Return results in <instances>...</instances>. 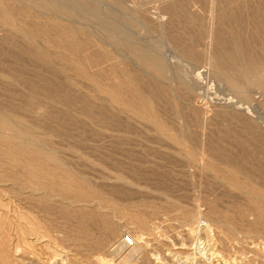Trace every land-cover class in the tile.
<instances>
[{
    "label": "rangeland",
    "instance_id": "1",
    "mask_svg": "<svg viewBox=\"0 0 264 264\" xmlns=\"http://www.w3.org/2000/svg\"><path fill=\"white\" fill-rule=\"evenodd\" d=\"M53 1L52 7L54 6V10L38 12L40 18H32L33 20L31 19L30 22L37 28H40L44 22H47L48 25L51 22L53 25L58 20L65 24H69L68 22L71 21L81 25L85 29V35H79V40L85 37L92 43V46L89 43L92 48L88 45L89 53L87 55L97 56L101 49L105 50L106 53L111 51L108 53L109 58L107 61L102 60L97 64V68L92 66L90 71L103 68L105 72L103 71L104 76H102L103 78L101 77V80L107 82H103L104 84L111 83L113 74L108 70L107 64L118 62L116 64L119 65L122 59L119 67L125 68L134 76L136 74L137 84L143 93L156 94L152 99V103L158 115L168 122L167 124L172 127V132L180 135L186 141L190 140L189 142H191L197 158L196 161L189 162L184 154L178 153V146L167 138L155 133L149 124H144V122L128 114L116 111L117 109L111 106L106 98L96 96L90 84L77 77L73 71L67 70L64 73L59 71L58 62H52L49 65L40 64L27 54L28 46L20 36L16 34L6 35L5 31L0 28V76L5 75L0 77V112L14 111L12 112L14 115L17 114L16 116L24 118L30 125H34L33 127L37 131L40 129L44 134L47 132L46 135L51 133L52 135H48V138H50L48 139L49 142L45 143L44 146L53 157L55 156L56 159L70 168L73 173L76 172L75 174L83 178L88 184L90 183L89 185L100 187L106 194H113L114 191L118 190L127 192L128 195L124 196L121 194L122 196H116V201L119 204L132 202L131 205L134 207L137 205L147 217V227L140 230L125 218L117 216L116 213V215L111 213L112 222L114 224L117 223V226L114 225L115 233L106 240L108 243L105 242L102 249L98 251L92 249L93 252L90 249L82 256H78L82 261L81 264H264V235L258 237L252 234L247 235L236 222L230 223L233 229L231 237H228V234L222 231L221 226L224 224L221 225L217 221H209L212 228L209 234L211 235L209 236L210 238L205 237L204 234L197 230H192L198 219L201 225L206 223L205 213L209 203H214L218 210L226 211L229 208L228 205L233 204V200H236V202L238 200L239 202L240 199L242 202V195L230 189V184L223 178V175L218 172L210 173L202 165L203 159L207 157L208 146L217 142L222 147L227 148L229 146L230 148L232 146L230 143L236 142L235 140L243 123L240 121V124L237 123L238 121L233 118L235 113L242 115L249 122H256L255 125L259 127L258 129H261L259 122L264 123V88L261 90L260 88L247 87L246 90L248 92L246 91V94L238 92V90L225 84L224 79L221 76L220 79L213 69L210 72L207 65L204 66L203 64L202 56L205 54V49L207 47L209 49L213 44L216 37V29L218 28V24L213 23L211 18H214V22H216L217 20L215 21V19L218 17V13H229L228 4H225L226 7L221 10L217 7L218 5H215L214 0H206L207 2L205 0H181L187 6V13L195 21L188 23L182 15L171 17L163 10L170 2L180 0H91L92 2L89 0L92 4L97 5L100 13L105 18L104 22H98L92 18L88 19L79 10L72 9L70 13H66L64 10L68 6L67 0ZM57 1L59 4L61 2V6L58 5ZM238 1L241 4L244 3V0ZM256 2L261 3L262 0H256ZM210 4L211 6H209ZM56 5L58 6L57 8ZM59 8H62V11L56 10ZM76 11L78 14H76ZM212 13H215L214 16ZM108 14L111 15L109 16ZM49 17L51 18L49 19ZM140 18L142 20L145 19V24ZM249 18L244 19V25H246V31L250 33L251 29L253 30V23ZM129 20L133 23L128 22ZM137 21H141L140 25ZM96 22L97 25L99 24L98 26ZM146 24L147 26H145ZM202 24L204 25L202 26ZM189 25L190 27L188 28ZM231 26L229 25L228 32L227 29L225 30L227 27L222 26L223 32L226 34L225 39L231 37L230 33L235 30ZM99 27H103L105 30L108 27L107 32L102 31L104 30L103 28H100V31ZM152 27L153 29H151ZM183 27L187 29L184 35L186 37L190 36L193 42L195 40V43L188 42V45L186 43L180 45V43L172 41L170 31H180ZM112 28L113 30H111ZM148 29L152 31L150 35L148 34ZM115 30L119 31L116 32ZM208 30L210 31L208 32ZM145 32L149 36H146ZM188 32H190L189 35ZM115 35L119 38H116ZM128 35L132 38L133 44L148 47L158 53L164 61L165 66L163 69L165 70L155 67L148 59H139L141 62L138 59L136 60L130 54L131 51L125 41H123ZM8 37L9 39H7ZM107 39L110 40L108 41ZM36 40L39 47L45 45L43 38L37 37ZM192 44H194L193 47H195L194 49L198 55L201 56L198 61L191 59L188 55L186 57V53L181 51V47H188ZM105 47L110 50L108 48L105 49ZM211 47L214 48V44ZM16 52L17 54H15ZM114 52L115 57L118 56L117 58L114 57ZM142 60H145L143 65H141ZM123 61L126 62L124 63ZM137 61L138 63H136ZM100 64H102L101 67L106 64V69L104 68L105 66L101 68ZM145 64L146 66H144ZM148 64L150 65L149 67ZM159 74L161 76L158 77ZM7 77H9L10 83ZM11 78L14 79L11 80ZM108 78L112 80L109 82ZM175 78L177 81L181 79L182 82L179 81L180 83H177ZM138 81L141 82L140 85ZM27 85L28 88L32 86L35 92L30 93ZM163 89L167 91V94L163 92ZM161 93H164V95ZM187 93L191 95L188 96ZM242 93L246 97L242 96ZM67 98L69 100L66 101ZM165 101L167 102L166 104ZM91 111L96 112L95 114L97 115L99 114V118H96L97 115L96 117L92 116L90 114ZM110 115L113 116V119H111ZM231 115L233 116L231 117ZM249 118L251 119L249 120ZM102 121L105 122L103 123ZM38 132L40 133V131ZM196 137L199 140L201 139V143L197 141ZM247 139L248 143L251 144L252 142V144H255H253L255 147L252 148L255 151L253 157H260L261 154L258 151H264L262 141H259L260 139H252L249 135ZM257 148L258 151H256ZM213 173L217 175L213 176ZM172 200L177 204L179 203L178 207L180 209L182 207L188 209L187 211H190L191 215L182 218L178 216L176 208L170 209L167 206L168 202ZM146 202L155 206L153 212H149ZM97 203V201H91L87 205L95 209V211L98 209L99 214L100 212L103 214L104 210L106 213L108 212L107 208L97 205ZM166 209L169 210L166 211ZM147 210L148 212L146 213ZM184 218L185 221L183 220ZM250 218L251 216L249 217V222ZM89 226L91 227L92 223H89ZM92 230L93 234L102 235L99 230ZM123 234L130 235L134 240V245L129 249H125L121 245V236ZM196 237H199L200 240L198 241ZM201 241H203L202 244L200 243ZM116 243H120V246L113 250V247L117 245ZM63 244L61 243V248L59 249L61 252H57L61 253L60 255H55L57 257L48 256V259L52 260L49 263L63 264L65 260H71V263L65 261L66 263L64 264H72V262L76 264L77 262L73 261L75 257L71 251H67V245ZM261 246L263 249H261ZM62 247H67V249H62ZM23 250L26 252V249ZM117 250L118 252H116ZM47 255L48 251L44 256L47 257ZM44 256H41V262L43 260L47 262H43V264H49L46 258L44 260ZM59 256L62 260L60 262ZM72 256L74 257L73 259L71 258ZM125 257L127 258L126 262H124ZM54 259L58 261L56 262ZM35 263L42 264L38 260H35L33 264Z\"/></svg>",
    "mask_w": 264,
    "mask_h": 264
},
{
    "label": "bare ground",
    "instance_id": "2",
    "mask_svg": "<svg viewBox=\"0 0 264 264\" xmlns=\"http://www.w3.org/2000/svg\"><path fill=\"white\" fill-rule=\"evenodd\" d=\"M90 1L67 0L68 6L66 5L67 7L64 11L66 13H70L72 9L79 10L85 15V17H88V19L92 18L98 22H104L105 18L100 13L97 5L92 4L91 3L92 1L91 2ZM53 2H54L53 0H0V28H2L5 31L6 35L16 34L20 36L28 46L26 50L27 54L30 57L37 60L40 64L49 65L52 62H58L57 64L59 65V71L63 73L66 72L67 70L73 71L77 77L87 81L90 84L92 91L96 96H103L104 98H106L108 103L117 109L116 111H119L120 113L123 112L125 114H128L129 116L144 122V124L145 123L149 124L155 133L159 134L161 137L163 136L167 138L173 144L178 146L179 148L178 153L182 155L184 154L189 162L196 161L197 158L195 157V150L191 142H189L190 137L189 139H187L189 141H186L185 139H182L180 135H177L176 133L172 132L171 130L172 127L169 126V124H167L168 122L163 120V118H161L160 115H158L156 108L152 103V99L153 97L156 96V94L153 93L145 94L146 92L143 93L140 90L136 81L137 78H135L136 74L134 76L125 68L119 67L120 63H122L121 62L122 59L119 62V65L116 64L118 62L116 63L110 62L107 64L109 68L108 70H110L111 73L113 74V76L111 77L113 78V80L108 78V81L110 82V80H112V82L108 84H104L106 81L101 80L103 78L102 76H104L103 75L104 69L102 67L105 66L104 68L106 69V64L102 67H101L102 64L99 65L103 70L97 69L96 71H90V68L92 66H96L97 68V64L102 60L107 61V59L109 58L108 53H110L111 51L110 52L107 51L106 53L105 50H102L100 48L101 51L99 52L98 55L96 54L97 56L87 55L89 53L88 47L90 46V44L92 46V43H90V41L87 40L85 37L79 40L78 38L79 35H83V36L85 35V29L81 25L75 24L74 22L71 21L68 22L69 24H65L61 20L60 22L58 20V22L53 23V25L51 24V22L49 25L47 22H44L40 28H37L34 24L30 22L32 18L35 17L40 18L38 12H47L50 10H54L53 9L54 6L52 7ZM214 2L215 5H218L217 7H219V9L221 10L226 7L225 4H228L230 11L228 10L229 13H218V17H216L217 15L216 14L215 15L216 17L215 21L217 20L216 22H214V18H211L212 15L210 16V18L213 19L212 20L213 23H215L216 25L218 24V28L215 26V28L217 29L215 34L216 37L213 41L214 48L211 47L213 46L212 44L210 46L211 49L209 48L210 50L207 47L205 49V54L203 52L204 56H202V60H204L203 63L204 66L207 65V67L210 69V72L211 69H213L215 73L218 74L219 77L221 76L224 79L225 84H227L231 88L238 90V92H244L246 94V91L248 92V90H246L247 87H252V88L254 87L256 89L260 88L262 90L264 88V0H262L261 3L260 2L257 3L256 0H244L243 4H241L238 0H214ZM58 5L61 6V2L60 4L58 2ZM209 6H211V4ZM57 7L58 6L56 5V8ZM186 7L187 6H185V3L182 2L181 0L172 1L163 10L164 12H167L171 17L182 15L185 21L191 23L192 21H194V19L192 16H190L187 13ZM56 10L62 11V8ZM127 11H129V9H127ZM130 12L132 13L131 10ZM215 13H212L213 16ZM41 14H46V13H41ZM76 14H78V12ZM209 15L207 16L209 17ZM50 18L51 17H49V19ZM246 18L251 19L250 21H252L253 23V30L251 29L250 33L247 32L245 29L246 25H244V21H245L244 19ZM140 20L144 22L145 19L142 20L140 18ZM130 21L131 20H129L128 22ZM141 21L140 22L137 21V23L139 24L141 23ZM197 23L199 24V22ZM101 24L102 23H100V25ZM143 24H145V22ZM106 25L108 26V24ZM203 25L204 24H202V26ZM229 25H232L235 30L231 29L234 30V32L232 31L233 33H230L231 37L225 39L226 34L223 32L224 30L222 29V26H226L227 28H225V30L227 29L228 32ZM101 26L104 27L103 24ZM145 26H147V24ZM189 27L190 25L188 26V28ZM100 28L101 27H99L98 29ZM106 28L108 29V27ZM103 29L104 30L102 31L107 32L106 31L107 29L106 30L105 28ZM151 29H153V27ZM111 30H113V28ZM150 30L149 29L147 30L149 32V33L147 32L149 35L150 32H152ZM185 30L187 31V29L183 27L180 29V31L177 30L174 32L170 31L172 41L175 43H180V45L185 43L187 44L188 42L195 43V40L193 42L190 36L186 37V35H184V33H186ZM115 31L117 32L119 30H115ZM209 31L210 30H208V32ZM117 34L119 35V33ZM148 34H146V36ZM189 34L190 32H188V35ZM86 35H93V34H86ZM129 35L125 37L123 40L125 41L128 49L131 51V53L130 52L129 53L132 54V56H134L136 60L142 58L148 59L155 67L161 68V70L164 71L165 69H163V67L165 66V64L162 57L148 47L138 46L133 44L132 38H130ZM37 37L44 39L45 42L44 46L39 47L37 45L36 43ZM116 38L119 37L116 36ZM7 39H9V37ZM94 40L96 41V39ZM107 40L109 41L110 39ZM91 46L90 48H92ZM193 46L194 44L189 45L188 47L183 46L181 47V51L186 53V57L188 55L191 59L198 61L201 58V56L198 55V53L194 49L195 47ZM115 47L117 46L115 45ZM107 48L105 47V49ZM15 54H17V52ZM111 55L113 56L112 53ZM114 57H115V52H114ZM142 61L143 62L141 65L144 64L145 60ZM139 62L141 61L139 60ZM136 63H138V61ZM149 64L148 67L150 66ZM196 64L198 63L196 62ZM144 66H146V64ZM160 74L158 75V77L161 76ZM4 76H0V77H4ZM7 79L9 81V77H7ZM13 79L14 78H11V80ZM179 81H181V79ZM179 81H177V83ZM138 82L140 85L141 82L140 81ZM160 87L162 88V86ZM28 90H30V93L35 92L32 86L28 88ZM163 90H164L163 92H166L167 94V91H165V89ZM161 94L164 95V93ZM245 94L242 93V96L243 95L245 96ZM187 95L190 96L191 94L187 93ZM67 100H69V98H67L66 101ZM166 103L167 102L165 101V104ZM9 111H11V109H9ZM12 112H8V111L0 112V264H33L35 260H38L40 261V263L43 264L44 261L42 260L41 262L40 258L41 256L47 254V251H48V255L47 257L44 256V260L46 258L49 263L52 261L48 259L49 257L55 255L58 256V254L59 255L61 254V253H57L61 248V243L67 245L68 247L67 251H71L72 255L75 257V259H73L74 258L73 256L71 257L73 261L75 260L77 262L76 264H81L82 261L78 256H82L90 249L91 251L92 249L94 251L95 250L98 251L102 249L105 245L106 240L115 233L114 225L117 226V223L114 224L112 222L111 220L112 217L110 216L111 213L114 214L116 213L117 216H120L121 218H125L140 230L147 227L146 225L147 217H145V215L141 212L142 209L140 210L137 205L136 207L131 205L132 202L125 204L121 203L122 204L121 205L116 201L115 199L116 196L128 195L127 192L113 190L114 193L116 194L114 193L106 194L103 192V190L100 187L89 185L90 183L88 184L83 178L75 174L76 172L73 173L70 170V168H68L58 159H56L55 156L53 157L49 153V150L46 149L44 144L49 142L48 139L50 138H48V135L49 134L52 135L51 133H48V135H46L47 132L44 134L41 132L40 129L38 130L40 131L39 133L37 129L33 127L34 125H30V123H28V121H25L24 118L23 120L22 117L20 118L19 116H16L17 114L14 115ZM95 113L96 112L91 111L90 114L96 117L97 114ZM98 115L96 118H99ZM104 116L106 115L104 114ZM232 116L233 115H231V117ZM233 118L238 121L237 123L239 124L240 122L243 123L241 125V128L239 126L240 133L237 135V138L235 140L236 142H234L233 144L231 142L230 144L232 146H230V148L229 146L227 148L222 147L218 145L217 142L216 144H210L208 146V152L206 151L207 157L203 159L202 165L206 170L210 171V173L218 172L221 175H223L224 176L223 178H225L228 184H230V189L242 195V202L240 199L239 202L237 200L238 203L236 202V200L235 201L233 200V204L232 203L229 204L228 205L229 208L227 207L228 209L226 211L218 210L214 203L212 204L209 203L207 207V211L205 213L206 223L205 224L202 223L201 225L200 220L198 219L197 224L192 229L194 231L197 230L198 232H201L202 234L205 235V237L211 236L209 234L211 233L212 228L209 221H217L221 225L224 224L221 226L222 227L221 229L222 231L228 234V237L229 236L231 237L233 235L232 234L233 229L230 225L231 222H236L237 224H239L241 229L247 235L252 234L257 237L264 235L263 234L264 233V151L260 152V150L258 151L257 148L256 151H258L261 154V156L260 157L258 156L257 158L253 157L255 151H253L252 148L255 147L254 146L255 144L253 143L254 144L253 145L252 142L250 144L247 141L249 139V138L247 139L249 135V137H251L252 139H260L259 141H262L264 147V123L261 121L259 122V126L262 129L261 130L258 129L259 127L255 125L256 122L254 121L249 122L245 120L244 117L240 114L237 115V113H235V116H233ZM111 119H113V116H111ZM250 119L251 118H249V120ZM230 121H234V120H230ZM197 141L200 142L201 139L200 140L198 139ZM212 175L216 176L217 174L213 173ZM119 178L122 179L121 177ZM91 201L92 202L97 201L98 202L97 205L107 208L108 212L106 213L104 210L105 213L103 212V214H101L100 212L99 214L98 209H96L95 211V209H93L92 207L90 206L88 207L87 203ZM178 204L172 200L168 202L167 206L170 209L176 208L177 210L176 209L174 210L177 211L178 216H180L181 218L186 216L188 217L189 215H191V212L187 211L188 209H185V207H182L180 209L178 207L179 206ZM147 206L149 208L148 210L150 213L155 210V206L153 204L148 202ZM148 210L146 211V213L148 212ZM168 210L169 209H166V211ZM250 216H251L250 218L251 220L249 222ZM183 220L185 221V218ZM89 223H92L91 226L92 229L99 230L102 235L99 236L96 233L98 235L97 236L96 234H93L92 232L93 230L89 226ZM213 223L215 224V222ZM236 223L235 225H237ZM198 232H197V236L199 235ZM196 238H198L197 239L198 241L200 240L199 237ZM202 242L203 241H201L200 243L202 244ZM119 246L120 243H118L115 247H113V250H116ZM67 247L64 248L67 249ZM64 248L62 247V249ZM263 248L261 246V249ZM23 249H26V252ZM118 250L116 252H118ZM40 254H44V255L40 256ZM59 259H60L59 262L62 261L60 256ZM54 260L56 261V259ZM65 261L69 263L71 260H65ZM65 261L64 263H66ZM126 261L127 258L125 257L124 262ZM73 263L74 262H72V264Z\"/></svg>",
    "mask_w": 264,
    "mask_h": 264
},
{
    "label": "built area",
    "instance_id": "3",
    "mask_svg": "<svg viewBox=\"0 0 264 264\" xmlns=\"http://www.w3.org/2000/svg\"><path fill=\"white\" fill-rule=\"evenodd\" d=\"M121 243L125 249H129L134 245V240L130 235L123 234L121 236Z\"/></svg>",
    "mask_w": 264,
    "mask_h": 264
}]
</instances>
